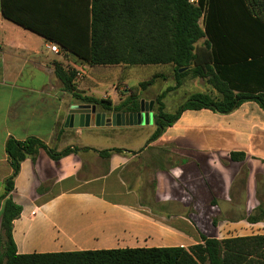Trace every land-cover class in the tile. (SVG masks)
Returning a JSON list of instances; mask_svg holds the SVG:
<instances>
[{"label":"crops","instance_id":"obj_1","mask_svg":"<svg viewBox=\"0 0 264 264\" xmlns=\"http://www.w3.org/2000/svg\"><path fill=\"white\" fill-rule=\"evenodd\" d=\"M5 3L10 13L49 33L88 30L92 0ZM216 3L222 16L218 14V23L210 25V40L205 35L195 44L200 63L206 62L209 50L219 63L233 66L231 75H264V28L252 23L254 14L246 10L258 11L264 18V0ZM116 8L122 11L124 6ZM231 15L230 23L219 22ZM51 44L58 46L57 53L50 50ZM54 61L76 70L84 68V76L73 79L75 93L109 99L114 107L131 91L120 87L119 94L112 84L109 91L100 93L98 89L105 85L102 75L90 76L87 71L100 67L96 73L107 74L109 66L132 65L82 62L61 51L55 41L5 18L0 0V195L11 173L5 152L9 138L36 137L56 151L67 146L124 150L109 152L107 157L91 149L78 150L55 161L40 148L34 160H22L11 192L12 200L21 207L11 230L17 253L187 249L201 242L200 234L217 239L264 234V110L255 101L242 102L229 113L207 108L183 110L146 144L155 124L66 127L69 105L81 102L63 89L53 73ZM163 65L168 66L169 76L156 72L153 82L160 79L171 84L158 91L138 88L139 100L154 101L171 87L163 98L165 111L170 112L174 90L183 84L192 89L203 87L207 94L217 96L199 77L185 76L175 86L173 66ZM235 84L245 91L264 89V78ZM145 89L158 93L151 98L144 94ZM155 108L154 102L153 113ZM116 138H126L127 146L116 145ZM231 152L244 157L233 160ZM134 167L139 174L136 182H142V170L151 173L147 183L152 186L153 202L142 189L139 194L129 187ZM41 188L45 190L39 192ZM2 205L3 200L0 220Z\"/></svg>","mask_w":264,"mask_h":264},{"label":"trees","instance_id":"obj_2","mask_svg":"<svg viewBox=\"0 0 264 264\" xmlns=\"http://www.w3.org/2000/svg\"><path fill=\"white\" fill-rule=\"evenodd\" d=\"M121 4L124 6L122 11L116 8ZM216 4V0H92L88 30L65 35L40 30L10 13L5 0H2V14L24 28L34 30L48 40L55 41L61 51L82 62L91 65L171 64L176 80L175 86L180 84L182 78L190 75L204 79L216 90L215 97L200 92L190 94L173 113L165 111L163 102L166 93L172 88L167 87L157 94L154 98L156 127L146 142L148 144L175 122L186 109L207 108L219 113H229L242 102L255 101L264 110V89L245 91L235 84L253 81L254 78L260 82L264 75H231L233 66L219 63L211 51H207L206 62L203 63H200V58L195 52L196 42L205 35L210 40L209 27L218 23L220 10ZM246 10L248 14H254L251 22L264 28V18L260 13L248 7ZM233 17L232 15L227 19L223 17L219 22L230 23ZM205 47L209 48L208 42H205ZM52 68L63 89L72 92V96L80 102L96 104L114 112L136 111L139 107V96L134 90H131L122 102L112 107L109 99H98L73 91L76 69L56 61L52 63ZM154 77L141 81L140 88L149 86ZM40 148L55 161L78 150L91 149L101 157H107L112 151L124 150L114 147L97 151L88 147L67 146L56 151L36 137H27L21 141L9 138L5 144V152L11 173L6 178L3 193L0 195V201L3 200L0 220V264H264V234L224 239L200 234L201 242L187 249L170 246L43 254L17 253L11 230L12 221L20 214L21 207L11 197L13 179L21 161L25 158L34 160ZM243 157L242 153H230L233 160H241ZM43 190L45 189L41 188L39 192ZM247 220L254 222L256 219L247 217Z\"/></svg>","mask_w":264,"mask_h":264},{"label":"rangeland","instance_id":"obj_3","mask_svg":"<svg viewBox=\"0 0 264 264\" xmlns=\"http://www.w3.org/2000/svg\"><path fill=\"white\" fill-rule=\"evenodd\" d=\"M69 66L72 67L70 64ZM118 67H121V66H118ZM118 67L109 66L107 74H103V73L97 74L96 71H98L100 67H91V68H88L87 75H90V76L102 75L103 82L105 83V85L104 87H102V89H98L100 93L105 90L109 91L112 87V84H114L116 85V88L118 89L119 94H121V91H122L120 87H124L129 91L130 90L137 91L138 88H140L139 83L141 81L151 78L156 72H157L156 74L164 72V76L165 75L169 76V73H168L169 71L167 70L168 66L163 65V64L132 65V66H124L123 68H118ZM169 84H171V81H163V80L158 79L155 82L151 83L149 87L147 86V88L152 91L153 90L158 91L162 86L165 87ZM193 92H206V91L204 90L203 87H201L200 89H192L187 84H183L179 88H176L174 90L173 103H172V100L167 101L168 106L171 105L172 103V105L169 107L168 110L171 113L176 111L178 106H180L186 100L187 98L186 96ZM157 93L158 92L146 91V89L144 90V94L146 96H150L151 98H153ZM114 142L116 143V145H119V146H124V147L127 146L126 138L125 139L116 138ZM131 175H132V178L130 177L131 181L129 182V187L135 188L139 192V194L141 192L140 189H142L145 192L146 197H148V200L150 202L151 201L153 202L152 186L150 183H147L148 179L150 181L152 179L151 173L147 174L145 173V171L142 170L141 171L142 182L135 181L137 180L138 175H139L137 167H134L131 170Z\"/></svg>","mask_w":264,"mask_h":264},{"label":"water","instance_id":"obj_4","mask_svg":"<svg viewBox=\"0 0 264 264\" xmlns=\"http://www.w3.org/2000/svg\"><path fill=\"white\" fill-rule=\"evenodd\" d=\"M183 69H179L182 71ZM80 102V101H79ZM154 101L139 100L136 111H107L96 104L72 103L67 109L66 127L89 126H128L155 124L156 117L152 111Z\"/></svg>","mask_w":264,"mask_h":264},{"label":"built area","instance_id":"obj_5","mask_svg":"<svg viewBox=\"0 0 264 264\" xmlns=\"http://www.w3.org/2000/svg\"><path fill=\"white\" fill-rule=\"evenodd\" d=\"M190 1H193V0H190ZM49 48H50L51 51H53L55 53H57L59 51V48H58V46L56 44H51L49 46ZM84 74H85L84 68H80V69L76 70L74 79L75 80H79V79H81L84 76Z\"/></svg>","mask_w":264,"mask_h":264}]
</instances>
